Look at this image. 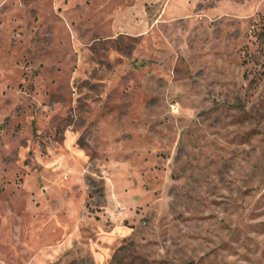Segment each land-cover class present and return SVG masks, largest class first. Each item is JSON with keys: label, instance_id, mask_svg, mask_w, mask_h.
Returning a JSON list of instances; mask_svg holds the SVG:
<instances>
[{"label": "rangeland", "instance_id": "374dc122", "mask_svg": "<svg viewBox=\"0 0 264 264\" xmlns=\"http://www.w3.org/2000/svg\"><path fill=\"white\" fill-rule=\"evenodd\" d=\"M0 264H264V0H0Z\"/></svg>", "mask_w": 264, "mask_h": 264}]
</instances>
